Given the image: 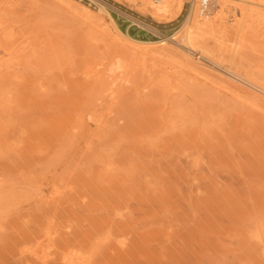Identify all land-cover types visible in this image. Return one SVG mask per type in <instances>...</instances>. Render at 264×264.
<instances>
[{
    "label": "rangeland",
    "instance_id": "rangeland-1",
    "mask_svg": "<svg viewBox=\"0 0 264 264\" xmlns=\"http://www.w3.org/2000/svg\"><path fill=\"white\" fill-rule=\"evenodd\" d=\"M182 1L0 0V264H264V0Z\"/></svg>",
    "mask_w": 264,
    "mask_h": 264
},
{
    "label": "bare ground",
    "instance_id": "bare-ground-1",
    "mask_svg": "<svg viewBox=\"0 0 264 264\" xmlns=\"http://www.w3.org/2000/svg\"><path fill=\"white\" fill-rule=\"evenodd\" d=\"M143 1H144L145 5L147 6V8L152 13L158 14V15H165V14L171 12L172 7L177 2H179V0H157L158 1L157 5H153V4H151V2L149 0H143ZM181 2H183V1L180 0V9L183 5V4H181ZM231 2H233V0H218L215 7H213V10L211 11L210 16L216 14L219 7L221 6V9H219L220 15L227 17L226 16L227 13H230L231 11H233L235 9L233 7V4H231ZM189 11L190 12H189L184 24H183L185 35L189 40L193 39V36H194L193 33L196 30L202 31L203 29L207 28V26L210 23L215 22L216 19L220 16V15H218V17L214 16L213 18L210 16H208V17L203 16L204 18L200 17V15H201L200 9L197 6V4H195V3H192ZM162 44H165V42L163 41ZM189 52H191V51H189ZM190 55H192V54H190ZM218 65H220V64H218ZM224 72L227 73L228 75L232 76L231 78L234 77L235 78L234 80L238 79V80L242 81L238 76H235L234 74H232L231 70L225 68ZM245 83H247V82H245Z\"/></svg>",
    "mask_w": 264,
    "mask_h": 264
},
{
    "label": "built area",
    "instance_id": "built-area-1",
    "mask_svg": "<svg viewBox=\"0 0 264 264\" xmlns=\"http://www.w3.org/2000/svg\"><path fill=\"white\" fill-rule=\"evenodd\" d=\"M218 0H192V3L197 4L200 9L201 15L208 17L211 15L213 7L217 4Z\"/></svg>",
    "mask_w": 264,
    "mask_h": 264
}]
</instances>
